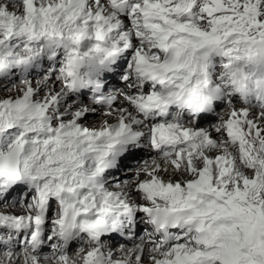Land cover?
Wrapping results in <instances>:
<instances>
[{"label":"snow or ice","instance_id":"obj_1","mask_svg":"<svg viewBox=\"0 0 264 264\" xmlns=\"http://www.w3.org/2000/svg\"><path fill=\"white\" fill-rule=\"evenodd\" d=\"M0 264H264V0H0Z\"/></svg>","mask_w":264,"mask_h":264}]
</instances>
